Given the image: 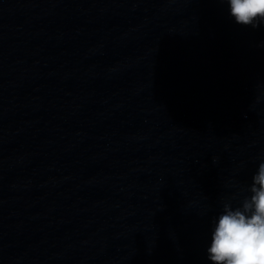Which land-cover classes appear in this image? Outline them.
<instances>
[{"label":"clouds","instance_id":"9594fccd","mask_svg":"<svg viewBox=\"0 0 264 264\" xmlns=\"http://www.w3.org/2000/svg\"><path fill=\"white\" fill-rule=\"evenodd\" d=\"M235 22L257 28L264 24V0H221ZM239 206L225 203L207 249L212 264H264V162L258 166Z\"/></svg>","mask_w":264,"mask_h":264}]
</instances>
